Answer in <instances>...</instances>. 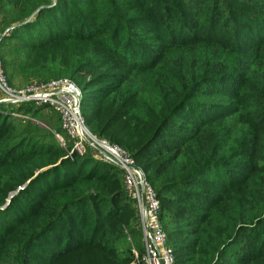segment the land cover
Listing matches in <instances>:
<instances>
[{"label": "trees", "instance_id": "obj_1", "mask_svg": "<svg viewBox=\"0 0 264 264\" xmlns=\"http://www.w3.org/2000/svg\"><path fill=\"white\" fill-rule=\"evenodd\" d=\"M209 2L0 0V29L6 31L0 57L9 83L23 87L13 80L18 72L33 74L34 53L60 47L47 75L75 81L90 131L125 149L143 170L160 200L175 264H264V111L259 123L231 136L220 129L230 114L200 100L209 96L201 88L219 80L254 86L264 99V76L249 79L253 47L234 37L241 22L261 21L260 5ZM77 5L92 9L80 13ZM185 25L193 30L188 41L166 37L165 27L181 32ZM12 41L18 49L7 46ZM235 43L236 55L221 58L222 48ZM104 68L83 88L78 83ZM140 71L147 74L140 78ZM48 108L0 103V206L12 196L0 210V264H139L142 230L123 170L89 147L68 156L73 141L58 114L55 132L64 143L53 135L55 145H27L13 124H3L19 120L12 111L38 119ZM49 253L54 260L48 262Z\"/></svg>", "mask_w": 264, "mask_h": 264}, {"label": "rangeland", "instance_id": "obj_2", "mask_svg": "<svg viewBox=\"0 0 264 264\" xmlns=\"http://www.w3.org/2000/svg\"><path fill=\"white\" fill-rule=\"evenodd\" d=\"M257 1H258V4L260 5L259 6L260 10L259 11L255 10V11H257L256 16L261 21L259 22L256 21L252 23L248 22L246 24H243L245 23V21L241 22L242 23L241 26L243 27V29H241V27H236L237 32L235 36L232 35L235 37L237 41H239L241 46H244L247 43L249 45L247 46L248 48L253 47L252 52L251 53L249 52V53L254 54L256 58L254 62L253 60H249L247 67L249 68V66H252V69H254L249 76V79H251V81L254 83L258 81L257 79H259V77L264 76V43H263L264 41V38H263L264 37V0H257ZM199 3H201V0H199ZM210 3H211V0L209 2V5ZM76 7L78 8V11L80 10V13L84 12L86 14H89V12L92 9L91 6L89 7V6L77 5ZM227 14L231 17L233 21H236V23L241 21L240 18L236 16V14H233L232 12H228ZM188 26L185 25L181 32H179L178 30L176 31L174 29H169L165 27L164 33L166 37H171L176 42L179 41L183 43V42L188 41V35H189L188 33H192L193 31L191 30V28H188ZM19 45L20 43L16 41H12L7 44L8 47H11L14 50L18 49ZM235 47H237L236 43H235V46H227V47L222 48L221 52L219 53L221 55V58H225V60H228L230 59L229 53H231V55L232 54L236 55ZM257 47L261 48V51H262L261 55H259L260 53L256 52ZM59 50H60V47H54L50 51V53L48 51L34 53L33 56H36L37 63H35V67L33 71H31L33 74H30L28 77H23L21 75L23 73L18 72L19 76L13 80L16 86H23L35 80L49 79V78L54 79L56 77H62V76L47 75L50 68L55 69V67L51 66L50 64V58L54 56ZM70 50L75 52L76 47L72 46ZM245 53L247 52H243V54ZM2 55L3 54L1 53L0 56L2 57ZM1 57L0 59H1L2 67L5 70H7V68H5V64L3 63V59ZM6 60L9 61L8 58H6ZM242 60H245V59L242 58ZM130 61H133V60L129 58L128 62ZM253 63H255L256 66H254ZM211 64L212 63H210L209 65ZM125 67L127 70H129L127 66ZM10 71L11 70H9V72ZM105 71H106V68L95 69L89 74H83L81 78L77 79V81L80 84V86L83 88V86H85L88 82H90V80L100 76L101 74L105 73ZM139 73H140V78H143L147 74V72L145 71H140ZM63 76L69 77L68 75H63ZM217 83H218V86L217 84H215V85H211L207 87L204 86L203 88H201L200 93L206 94L209 96H204L205 98H202L200 100L204 101V103L209 104L212 110L217 109L219 112H221L220 115L223 113L230 114L229 118H227L222 128L220 127L222 131L227 132L231 136H233L238 133L237 131L239 129L241 128L248 129L250 125L254 123L255 121L259 123L260 120L264 119V116L260 120L257 119L260 113L264 111V109L260 110L261 107H264V99L261 98L260 93L257 90H255L256 87L252 86L251 88H249L247 85H244V87L242 88L231 86V85L228 86L229 84H227L226 82L224 83L223 80H219ZM197 101H199V99H197ZM8 113H11V112L7 111L5 114H8ZM12 115L15 116L16 118H19V120L13 121L12 123L11 121H8L5 118L3 119V124L5 126L13 124L16 128V131L19 132V135L21 133L22 136L25 137L24 139L27 145H36L38 143L45 144L48 142H51L55 145L57 143L56 140L49 138L53 135L54 136L56 135L55 129H57L60 124L58 115L53 109L51 108L43 109L39 113L38 119L29 117L22 113H19L18 111H12ZM25 119L30 120L32 123H28V121ZM67 154L68 156L71 157L72 151L68 150ZM97 158L102 159L99 156H97ZM237 171H239L240 173H243L242 170H237ZM112 174H110L109 176L114 178ZM17 191H10L8 197L14 192H16L14 196H18L19 191L18 192ZM11 197H9L5 205L0 206V210H3V211L7 210V207L11 202ZM128 203L129 202H126L124 204L125 214L128 213L127 212L128 210H126L127 207L129 206ZM20 207H24L23 201H21ZM127 241L133 242L130 236ZM132 249L135 253H138L137 249L134 246L132 247ZM45 259L49 262V261L54 260V256L49 253L45 256ZM69 264H75V263L70 262Z\"/></svg>", "mask_w": 264, "mask_h": 264}, {"label": "built area", "instance_id": "obj_3", "mask_svg": "<svg viewBox=\"0 0 264 264\" xmlns=\"http://www.w3.org/2000/svg\"><path fill=\"white\" fill-rule=\"evenodd\" d=\"M5 32L0 29V41ZM82 96V89L67 77L35 80L23 87H14L9 83L0 59V103L29 102L49 106L60 116L62 129L72 139V152L83 155L89 147L104 161L118 165L123 170L125 188L135 203L142 230L144 253L139 264H175L174 250L160 219V200L155 189L129 152L90 131L82 115ZM56 135L64 143V139Z\"/></svg>", "mask_w": 264, "mask_h": 264}, {"label": "water", "instance_id": "obj_4", "mask_svg": "<svg viewBox=\"0 0 264 264\" xmlns=\"http://www.w3.org/2000/svg\"><path fill=\"white\" fill-rule=\"evenodd\" d=\"M97 151L100 153V154H102V155H106V153L103 151V150H101V149H97Z\"/></svg>", "mask_w": 264, "mask_h": 264}]
</instances>
